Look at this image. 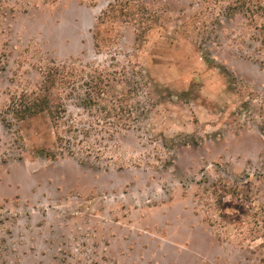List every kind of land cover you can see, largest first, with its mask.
<instances>
[{"label":"rangeland","instance_id":"obj_1","mask_svg":"<svg viewBox=\"0 0 264 264\" xmlns=\"http://www.w3.org/2000/svg\"><path fill=\"white\" fill-rule=\"evenodd\" d=\"M108 1L21 0L0 23V264H264V60L238 39L245 18L215 0H141L157 14L140 41L108 22L97 49ZM70 59L114 60L150 86L147 118L93 133L92 160L46 157V115L2 121L48 61Z\"/></svg>","mask_w":264,"mask_h":264},{"label":"trees","instance_id":"obj_2","mask_svg":"<svg viewBox=\"0 0 264 264\" xmlns=\"http://www.w3.org/2000/svg\"><path fill=\"white\" fill-rule=\"evenodd\" d=\"M215 1L223 2L220 12L224 17L239 15L245 18L247 29L240 33L238 39L250 43L249 47L254 52L251 58L264 60V7L256 0ZM19 5L21 0H0V23L18 10ZM156 14L150 12L141 0L108 1L93 27L94 48L98 49L102 43L112 40H100L106 23L131 25L136 42L150 29ZM256 17H260L262 22L257 24ZM116 63L114 60L102 63H86L79 59L48 61L40 69L39 83L11 96L3 112V123L12 127L26 119L46 115L54 131L56 148L46 157L55 159L57 155H66L92 160L94 147L100 143L93 133L113 138L121 128H137L147 118L149 110L150 86L143 74ZM254 102L251 99L243 104V108H251L254 113L258 110ZM260 110L263 118L258 129L264 136V108ZM238 114L243 112L239 109Z\"/></svg>","mask_w":264,"mask_h":264}]
</instances>
